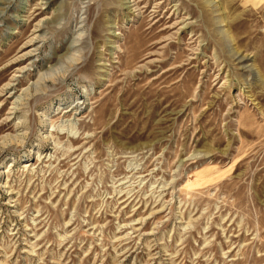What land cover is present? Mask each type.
<instances>
[{
	"label": "rangeland",
	"instance_id": "1",
	"mask_svg": "<svg viewBox=\"0 0 264 264\" xmlns=\"http://www.w3.org/2000/svg\"><path fill=\"white\" fill-rule=\"evenodd\" d=\"M0 264H264V0H0Z\"/></svg>",
	"mask_w": 264,
	"mask_h": 264
},
{
	"label": "bare ground",
	"instance_id": "2",
	"mask_svg": "<svg viewBox=\"0 0 264 264\" xmlns=\"http://www.w3.org/2000/svg\"><path fill=\"white\" fill-rule=\"evenodd\" d=\"M215 1V0H214ZM126 3V2H125ZM212 3H213V1H212ZM127 4V3H126ZM36 39V38H35ZM42 74V73H41ZM39 90V89H38ZM37 91V90H36ZM81 104H84V102H81ZM79 107V106H78ZM14 137V136H13ZM12 139V138H11Z\"/></svg>",
	"mask_w": 264,
	"mask_h": 264
}]
</instances>
